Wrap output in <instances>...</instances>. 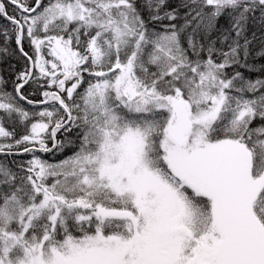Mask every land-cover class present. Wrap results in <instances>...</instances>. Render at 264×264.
Segmentation results:
<instances>
[{
    "label": "trees",
    "instance_id": "1",
    "mask_svg": "<svg viewBox=\"0 0 264 264\" xmlns=\"http://www.w3.org/2000/svg\"><path fill=\"white\" fill-rule=\"evenodd\" d=\"M129 75L146 98L174 99L181 112L196 99L199 114L220 95L205 128L210 143L182 150L216 198L170 169L169 112L125 95ZM184 126L177 139L188 138ZM129 128L143 134L147 166L178 190L202 231L218 207L223 225L210 230L222 241L219 264H240L236 234L220 231L236 164L223 169L197 149L237 140L252 175L264 173V0H0V264H21L35 245L71 257L97 234H131L132 221L115 212L136 211L133 195L106 185L97 166L109 137ZM218 175H228L226 186ZM249 203L264 227V184ZM241 212L235 242L244 251Z\"/></svg>",
    "mask_w": 264,
    "mask_h": 264
},
{
    "label": "rangeland",
    "instance_id": "2",
    "mask_svg": "<svg viewBox=\"0 0 264 264\" xmlns=\"http://www.w3.org/2000/svg\"><path fill=\"white\" fill-rule=\"evenodd\" d=\"M122 92L131 99H143L140 105L143 108L158 105L172 108L169 102L175 101L174 99L165 102L151 101L145 96L149 91H145L134 77L127 79L122 86ZM219 98L220 95L216 96L212 107L199 114L196 99L193 101L194 109H191V106L188 113L183 114L178 108L172 109L167 136L164 139L166 160L173 173L184 183L196 185L203 194L208 196H210L209 190L199 181L200 178L191 172L189 159L181 153V148L188 154L193 146H206L210 143L205 136V128L218 116L222 106H220ZM199 99L202 100V97ZM189 102L192 103V101ZM174 120L180 126L185 123L190 128L186 140L176 139L184 131L182 129L178 132V125L170 124ZM107 142H109L108 148L99 151L102 154L98 157V175L103 177L116 192L134 194L133 202L137 211L130 217L135 226L132 232L138 235L140 246L137 245V247L144 245V252L147 254L139 259L136 254L131 253L130 259L134 262L128 260L122 264H137L135 262L137 260H139L138 263L143 264H219L217 253L222 241L209 230L212 223L223 225L218 207L213 210L212 216L210 215L208 228L205 226V232L202 231L203 228L201 229L197 224L191 206L178 190L162 178L156 177L147 166L144 154L145 140L137 129L129 128L118 136H110ZM226 143L230 145L222 144L213 151L203 150L206 154L213 153L218 156L220 154L218 149H222L220 161L223 169L229 158L236 164L235 181H232L226 193L229 223L220 231L228 238L229 233H234L237 237L236 211L242 208L239 237L245 249L240 250L239 244L235 242L236 237H231L233 241L231 252L239 259L240 264H264V229L260 226L249 203V200L254 199L263 186L264 174L259 177L252 175L249 167L250 158L242 149L243 143L235 140ZM218 177L219 188L226 186L228 175H218ZM115 213L131 215L133 211L128 209ZM103 237L105 236L98 234L99 240L104 239ZM130 241L114 239L112 243L124 245ZM36 250L34 253L32 249H29L31 255L28 257L25 255L21 264H115L116 260L122 258L124 252L123 247L118 250L106 243L80 242L70 250L74 252L70 258L71 261H68L58 250H54L53 254H50V251L45 254L42 248Z\"/></svg>",
    "mask_w": 264,
    "mask_h": 264
}]
</instances>
